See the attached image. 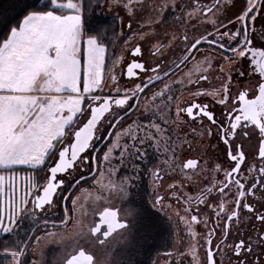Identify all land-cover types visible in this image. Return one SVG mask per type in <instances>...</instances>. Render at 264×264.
I'll list each match as a JSON object with an SVG mask.
<instances>
[{
	"label": "snow or ice",
	"instance_id": "1",
	"mask_svg": "<svg viewBox=\"0 0 264 264\" xmlns=\"http://www.w3.org/2000/svg\"><path fill=\"white\" fill-rule=\"evenodd\" d=\"M112 2L120 4L123 0ZM192 3L193 0H165L158 6H145L143 0H126L127 30L131 35L124 39V44L135 41L131 51L140 54L141 42L155 40L152 48L161 55L154 66L146 67L136 59L127 64L129 78L140 79L141 72L144 73V78L132 88H121L120 77L116 75V65L123 57L116 58L111 67L107 63L105 33L85 31L84 0H46L38 9L27 12L18 26L0 40V232L13 233L25 219L33 224L31 234L25 233L26 240H17L15 247L3 249L15 264H24L21 257L39 227L67 228L70 222L74 223L75 231L67 237L71 252L63 264H131L112 259L109 238L119 234L129 246L135 247L138 241L131 231L132 220L144 219L148 228L162 226L158 212H164L171 220L172 204L166 203L169 193L187 206L186 215L179 218L192 238L188 252L193 264H223L218 259L221 251L234 253L235 264H264V232H260L255 242L251 237L241 238L234 244L224 243L223 248L221 242L213 240L220 229L219 236L226 241L227 229L239 222L244 210L264 225V212L248 202L257 192L264 200V47L253 46L255 30L250 31V22L256 20L255 0H247V6L227 23L219 18L223 15L219 0L211 7L196 0L195 6L185 12ZM146 7L156 12L155 18L146 14L143 23L137 21L138 30L133 31L135 16L138 11L145 12ZM169 15L182 28V34H172L168 39L165 33L167 43H164L155 26L167 23ZM193 18L210 25L212 31L199 32V27L193 25V34L189 35L187 25ZM181 21L184 23L180 24ZM124 36L122 27L118 37ZM260 43L264 45V33ZM202 44L220 50L215 56V68L213 54L202 49ZM166 51L175 58L166 62ZM249 55L253 67L248 75L258 73L259 79L254 84H245L243 90L238 89L233 95L230 86L236 62ZM198 56L202 59H197ZM217 70L219 87L211 90L201 87V81H209ZM189 85L196 91L189 92L191 101L181 107L176 87L187 90ZM197 97H212L214 101L219 98L217 102L224 108L220 117L209 110V104L197 103ZM122 112H140V117L121 127L128 118ZM182 114L193 120L206 118L227 146L228 167L221 164L213 169L205 167L203 171L213 175L212 183L199 189L196 195L183 191L198 183L193 176L199 175L196 170L200 161L182 159L179 155L188 143L187 133L180 134ZM205 134L211 136L213 129L206 128L200 133ZM238 137H256L259 167L256 164L243 167L248 161L242 145L235 142ZM104 141H107L104 148L97 151V145ZM188 146L191 148L190 143ZM149 147L154 148L158 159L151 158ZM141 165L151 177L149 198L151 208L158 212H151L143 196L137 199V193L132 191L133 181L140 178ZM22 167L27 170L23 177L18 171ZM221 170L225 178L218 181L214 173ZM176 176L180 179H175ZM166 179L173 181L167 188ZM89 180L91 184L82 188ZM213 193L220 197L214 209L217 220L223 219L224 223L208 229L207 218L200 219L199 209L192 214V205L213 208L208 203L210 197L215 198ZM114 200L128 207L118 208ZM54 204L63 208V217L49 221L44 216ZM89 207L91 214L99 217L94 225L85 223ZM201 223L208 229L204 236L195 231V226ZM35 239L38 242L41 237ZM201 240L206 246L203 261L199 259ZM257 248L261 249L259 253Z\"/></svg>",
	"mask_w": 264,
	"mask_h": 264
},
{
	"label": "flooded vegetation",
	"instance_id": "2",
	"mask_svg": "<svg viewBox=\"0 0 264 264\" xmlns=\"http://www.w3.org/2000/svg\"><path fill=\"white\" fill-rule=\"evenodd\" d=\"M196 0H193V3L190 7L185 8L184 11L188 12L191 10V7L195 6ZM216 0H199L201 5H208L211 7ZM247 6V0H219V7L221 8L223 15L219 18L224 22L227 23V20L234 19L235 15L239 14L240 10ZM256 12L253 13L256 16V20L254 22H250L251 27L250 31L254 28L255 36L253 37V46L255 47H264L261 45L260 39L261 34L264 33V0H255ZM148 14L146 12H139L135 16L132 29L133 31L138 30L137 21L143 23L144 16ZM153 15V18L156 16V12L150 13ZM209 15V14H205ZM109 16H111L109 14ZM120 18L118 24V33H120L121 28H124L125 36L123 39L119 38V41L116 43L118 49L122 48L121 56L123 57L120 60V63L116 65L115 71L116 75L120 77V86L123 88L127 86L128 88L134 87L136 83H139L141 79L144 78V73L141 70H136L137 72H141L140 79L136 77L129 78L127 76V64L131 63L133 59L138 61L144 62L146 67L154 66V63H159L161 59L160 53H157L154 48H152V44L156 41L153 40L151 43H143L141 42V53L140 54H133L131 48L135 46V41H129L127 45L124 44V39H127L128 35H131L130 32L127 30V21L129 19L128 14L119 11ZM200 21H203V16L200 17ZM184 22L181 21L180 24ZM193 25H197L199 27V32H204L205 29L211 32L212 28L210 25L198 22L197 19L193 18L187 25L189 29V35H192L191 28ZM156 30L160 32V39L162 42L167 43V39H165V33L168 34V39L171 38L172 34H176L177 36L182 34V28L178 25L173 23L172 16H168L167 23L158 24L155 26ZM219 27V25H217ZM233 31H235V27L229 25ZM111 30V29H110ZM147 30V29H145ZM225 29L220 28V31H224ZM198 35L199 33H195ZM180 47H183L181 44ZM201 48L204 49L206 52H211L213 54V67H216L217 61L215 60V56L219 53L218 48H212L207 44H202ZM164 58L167 61H171L175 58L174 54L170 51H166L164 53ZM197 59H202L201 56H198ZM251 56L249 55L246 58H240L236 62L235 71L232 73V84H231V93L236 95L239 90H243L245 84H254L257 79H259V74H255L253 76H249L248 73L252 72V65L250 63ZM109 67H111V62H108ZM191 67V65H189ZM187 71V69H184ZM243 71L246 74L244 76H239V72ZM179 75V73H177ZM219 75L217 72L214 75L209 77V81H201L200 86L203 88H208L211 90L212 88H218L219 82L216 80L215 76ZM176 79V76L172 77ZM109 84H111V80L109 79ZM107 91V88L105 89ZM177 91V99L178 102L181 104V107H186L187 104L185 102H190L191 97L189 92L196 91V88L189 85L187 90L180 89L179 86L176 87ZM212 99V97H197V103H206L210 105V109L212 110L216 117L219 118L221 112L224 111L223 106H221L217 101ZM135 102V101H133ZM142 111V110H141ZM121 115H127V119L123 122L121 127L127 126L133 120H137L140 117V112L135 113H124L122 112ZM142 119V117H141ZM183 124L181 128V136L184 133H187V141L183 145L184 151L180 152L179 155L182 159L193 158L198 159L200 161V166L196 170L199 173L198 176H193V181H198V183H193L189 187H185L183 189L184 192H187L192 195H196L199 189L204 188L206 185L211 186L213 175L209 174V172L203 171L205 167L209 169H213L216 164H221L224 168L228 167V158H227V146L223 142V140L216 134L215 126L210 124V122L206 118H197L193 120L192 117H189L187 114H182ZM107 123V121L105 122ZM196 129L195 133L191 132V129ZM206 128H212L213 134L208 136L207 134L201 136L200 133L204 132ZM118 130V129H117ZM237 145H242L243 150L246 153V158L248 163L245 164L243 167L245 169L251 167L252 164H256L259 167V157H258V148H257V139L256 137H252L251 139L238 137L236 139ZM107 141H104L97 145V151L99 149L104 148ZM177 143H181V141H177ZM191 144V148H189L188 144ZM148 152L151 154V158L153 160L158 159L154 148L149 147ZM102 155V153H99ZM207 162V164H205ZM151 167V164L148 165ZM144 166L141 165V172L139 180L133 181V188L132 191L137 193V199H140L143 196L144 201L147 203V207L151 210V212H158L157 209L151 208V202L149 198V194L152 192V185H151V177L143 171ZM87 173H85L86 175ZM129 175H134L133 173L129 172ZM171 175V173H168ZM255 175V173H253ZM216 180H224L225 173L223 170L220 172L214 173ZM175 179H180L179 176H176ZM171 179H166L165 181V188L167 185L172 183ZM91 184V180L88 182V186ZM213 196L209 198L208 203L213 205V208H208L204 204H193L192 205V214H197V209H199V217L201 220L207 218L208 229H211L216 224L223 225L224 221L217 220V215L215 209V205L220 203V197L213 193ZM171 202L172 209L169 212L171 216V220H169L168 216H165L164 212H158V216L160 218L161 227L156 228H148L147 221L144 219L136 218L132 220L133 227L131 229L132 233L136 236V243L135 247L129 246L124 239L119 234H114L113 237L109 238L108 244L110 245L112 251V259L118 262H126L131 261V264H193V260H191L192 256L188 252V248L190 246L191 237L183 220L178 218L174 211L177 210L181 216L186 215V207L183 201H177L174 197H171L169 193V198L166 200V203ZM248 202L252 203L254 207L260 211L264 212V200L261 199L260 193L257 192L256 196L250 198ZM113 204L118 208H127L128 205L123 204L119 200H114ZM105 205H100L103 207ZM123 215V212L121 213ZM99 219L98 216H93L91 214V208L89 207V224L95 223ZM204 227V224L201 223L195 226V231L200 233L201 236L207 234V230ZM220 229H217V235L213 236L214 241L221 242V247L223 248L224 243L227 244H234L238 242L239 239L244 238L247 239L249 237L255 242L257 236L260 232H264V225H262L258 220L255 219L254 215H251L244 210V214L240 217L239 222L232 223L231 227L227 229L229 235L224 240L223 237L219 236ZM127 235V233H125ZM199 239V237H198ZM205 245L203 240L200 241V248H199V259L201 261L204 260V251ZM257 253L261 251L260 248L256 249ZM218 259L223 261V264H235L236 257L234 253L228 251H221L218 254Z\"/></svg>",
	"mask_w": 264,
	"mask_h": 264
},
{
	"label": "rangeland",
	"instance_id": "3",
	"mask_svg": "<svg viewBox=\"0 0 264 264\" xmlns=\"http://www.w3.org/2000/svg\"><path fill=\"white\" fill-rule=\"evenodd\" d=\"M165 2V0H143V3L145 6L147 5H154L158 6L159 4ZM124 3H126V0H123L120 4H115L112 2V0H97L94 5H99L98 10L96 11L95 18L97 20H101L104 17H106L108 22L113 23V26L111 29L115 28V25L118 27L120 18L119 11H122L126 14L127 9L124 7ZM138 8L140 5L137 6ZM146 13L150 14L153 13L152 8L146 7ZM89 13L87 11L84 14V22H85V31L88 34H92V30L90 28H86V24L90 23L93 18L87 17L86 15ZM109 14L111 16H109ZM91 18V19H90ZM117 31L114 36L109 37L107 35L105 37V43L108 44L109 49L107 51V61L111 62V65L113 64L114 60L118 57H121L122 48L117 47V42L119 41L118 37V28H116ZM108 34V33H107ZM109 38H111L109 40ZM111 42L114 43V45H111ZM111 45V46H110ZM25 174L20 173V176L23 177ZM82 188L88 187V184H82ZM77 193L79 192V189L76 190ZM83 203V201H81ZM178 211L175 210L174 214L177 215ZM178 218L181 217V215L178 213ZM63 217V210L61 206H58V204H54L52 207L48 208L46 210L44 218L49 219V221L52 220H58L59 218ZM79 218V216H77ZM85 223L89 224V214L84 218ZM184 222V221H183ZM33 227V224L30 220L25 219L23 223L21 224V227L17 230H15L12 234L16 237L19 241H24L28 237L25 235L26 232L31 234V229ZM75 231L74 223L70 222L67 228H56L53 229L51 227L45 229L43 227H39V229L35 232V235L32 236V240L28 243L24 255L21 257V259L24 261V264H63L64 260L66 259L67 255L71 252V241L67 238L72 234V232ZM49 232H55L57 235L49 236L47 233ZM7 234L0 232V235ZM60 234H64L65 238H61ZM39 236L41 239L37 242L35 237ZM190 243H192V238ZM12 261L10 264H15L14 259L11 257ZM191 260H193L191 258Z\"/></svg>",
	"mask_w": 264,
	"mask_h": 264
},
{
	"label": "trees",
	"instance_id": "4",
	"mask_svg": "<svg viewBox=\"0 0 264 264\" xmlns=\"http://www.w3.org/2000/svg\"><path fill=\"white\" fill-rule=\"evenodd\" d=\"M96 1L97 0H84V14L89 11L86 18H93L90 23L86 24V28H90L92 34H96L100 31L105 33V37L107 35L112 37L117 31V26L115 25V28L111 29L113 23L108 22L106 17L101 20L95 18L96 11L99 8V5H94ZM45 2L46 0H0V40L6 38L12 27L18 26L19 22L27 12L38 9ZM110 39L111 38H109V40ZM111 45H114V43L111 42ZM16 241V237L12 234L7 233L0 235V264H10L12 261L11 256L5 254L3 249L5 246L15 247ZM5 242H7V245Z\"/></svg>",
	"mask_w": 264,
	"mask_h": 264
},
{
	"label": "crops",
	"instance_id": "5",
	"mask_svg": "<svg viewBox=\"0 0 264 264\" xmlns=\"http://www.w3.org/2000/svg\"><path fill=\"white\" fill-rule=\"evenodd\" d=\"M18 171H19V173H23V174H25V172H26L27 170L24 169V168L22 167V168H20Z\"/></svg>",
	"mask_w": 264,
	"mask_h": 264
}]
</instances>
